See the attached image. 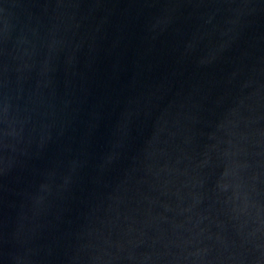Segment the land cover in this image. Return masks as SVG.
<instances>
[{
    "label": "water",
    "instance_id": "obj_1",
    "mask_svg": "<svg viewBox=\"0 0 264 264\" xmlns=\"http://www.w3.org/2000/svg\"><path fill=\"white\" fill-rule=\"evenodd\" d=\"M0 264H264V0H0Z\"/></svg>",
    "mask_w": 264,
    "mask_h": 264
}]
</instances>
